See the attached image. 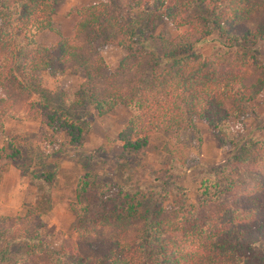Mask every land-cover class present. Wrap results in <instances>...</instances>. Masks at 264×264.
Returning a JSON list of instances; mask_svg holds the SVG:
<instances>
[{"label":"trees","instance_id":"16d2710c","mask_svg":"<svg viewBox=\"0 0 264 264\" xmlns=\"http://www.w3.org/2000/svg\"><path fill=\"white\" fill-rule=\"evenodd\" d=\"M58 2L0 0V133L6 118L43 119L81 146L80 123L41 94L43 74L56 78L72 71L82 72L84 80L76 93L64 94L69 108L88 105L97 116L117 104L132 111L117 134L127 160L142 154L156 132L197 131V120L224 130L232 116L255 114L251 102L264 89V0H173L166 8L165 0L100 1L76 10L71 37L43 46L36 35L52 28L49 15ZM149 7L155 8L153 16H137ZM159 17L179 33H149ZM212 33L221 48L197 52ZM108 45L126 50L113 71L100 54ZM22 148L19 139L5 137L0 173L10 165L28 171ZM229 162L217 166L223 169L219 177L201 182L203 196L231 193L229 204L218 203L202 223L186 208H151L150 199L137 198L135 185L117 184L111 195L110 182L86 172L69 204L74 226L58 249L41 239L40 206L0 215V264H264V148ZM34 177L51 181L53 172ZM171 188L184 199L183 187ZM37 198L39 204L50 202L45 194ZM17 242H25V250L13 255Z\"/></svg>","mask_w":264,"mask_h":264},{"label":"rangeland","instance_id":"374dc122","mask_svg":"<svg viewBox=\"0 0 264 264\" xmlns=\"http://www.w3.org/2000/svg\"><path fill=\"white\" fill-rule=\"evenodd\" d=\"M100 1L107 0H59L49 15L52 28L39 32L36 35L37 42L51 46L62 38L71 37L78 20L76 10ZM172 2L165 0L163 8ZM154 11L155 8L149 7L137 12V16H153ZM154 25V29L149 31L154 36L173 37L180 31L165 17L155 19ZM220 48L216 33L195 47L203 55L214 53ZM100 54L109 70L113 71L126 50L121 46L108 45L100 50ZM259 59L264 64V44L260 46ZM83 80L80 71L61 74L56 78L43 74L41 85L42 100L83 127L84 143L81 146L71 145L55 123L43 119L6 118L4 130L0 133V149L5 137L19 139L23 146L22 161L28 164L27 172L20 171L15 165L1 171L0 215H21L40 206L37 209L42 210L44 224L41 239L53 249H58L71 233L75 216L69 204L75 199L79 176L86 172L96 174L99 181L110 182L111 195L117 191V184L135 185L138 188L137 198L150 199L148 206L151 208L161 207L164 212L186 208L189 211L187 215L202 223L215 213L218 203L228 205L231 195L229 192L217 193L218 197L212 193L201 195L199 188L203 178L219 177L223 170L218 169L219 165L223 168L230 160L232 164V158L237 154L246 157L264 148L263 89L251 102L255 114L232 116L227 129L217 130L197 120V131L187 129L177 134L156 132L150 136L142 154L124 159L122 142L118 140L117 134L132 111L117 104L109 113L97 116L88 105L69 108L64 104L63 96L76 93ZM33 96L40 97L39 94ZM50 172H53L51 181L34 177ZM172 183L183 187L184 199L171 188ZM41 194L48 196L50 202L37 203L36 200L40 201L37 197ZM24 250L25 242H17L12 245L10 252L16 255Z\"/></svg>","mask_w":264,"mask_h":264}]
</instances>
